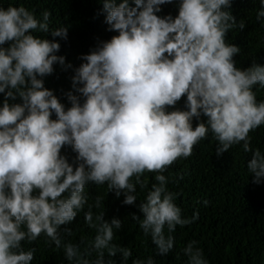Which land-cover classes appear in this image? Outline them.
Segmentation results:
<instances>
[{
	"label": "trees",
	"instance_id": "16d2710c",
	"mask_svg": "<svg viewBox=\"0 0 264 264\" xmlns=\"http://www.w3.org/2000/svg\"><path fill=\"white\" fill-rule=\"evenodd\" d=\"M0 264H264V0H0Z\"/></svg>",
	"mask_w": 264,
	"mask_h": 264
}]
</instances>
